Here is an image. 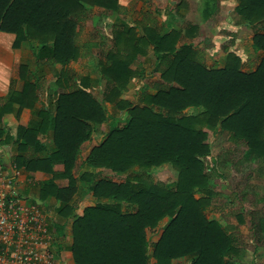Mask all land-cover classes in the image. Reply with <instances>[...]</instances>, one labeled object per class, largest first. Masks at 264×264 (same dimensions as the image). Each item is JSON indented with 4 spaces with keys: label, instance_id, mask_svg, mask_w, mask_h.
Returning <instances> with one entry per match:
<instances>
[{
    "label": "trees",
    "instance_id": "1",
    "mask_svg": "<svg viewBox=\"0 0 264 264\" xmlns=\"http://www.w3.org/2000/svg\"><path fill=\"white\" fill-rule=\"evenodd\" d=\"M86 2L0 0V31L15 34L14 47L24 40L38 45V61L65 66L79 51L77 18ZM109 2L115 4L114 0L102 4ZM237 13L256 28L253 47L262 55L254 70H243L233 54L224 67L206 66L191 44L178 45L177 32L148 30L137 44L130 36L124 38L123 48L116 34V51L107 53L100 72L113 87L104 99L126 110L127 117L123 125H112L87 157L93 168L119 177L101 175L90 184L95 197L115 203L86 207L73 220L69 247L75 264H150L147 231L156 229L164 218L167 222L152 249L153 264H172L180 258L188 264H231L238 257L234 237L206 215L215 194L195 198L210 179L202 160L209 152L208 131L219 128L264 162V0H239ZM144 45L153 46V73L159 77L152 86L154 93L142 91L133 105L118 98L133 74L131 59ZM56 103V149L48 163L52 168L62 164V175L69 179L66 188L53 192L61 201L58 214L66 217L75 188L71 172L76 154L90 139L92 124H102L106 116L100 102L81 88L70 87ZM190 108L201 111L188 114ZM165 164L177 171L173 188L147 176ZM257 226L264 234V219Z\"/></svg>",
    "mask_w": 264,
    "mask_h": 264
},
{
    "label": "crops",
    "instance_id": "2",
    "mask_svg": "<svg viewBox=\"0 0 264 264\" xmlns=\"http://www.w3.org/2000/svg\"><path fill=\"white\" fill-rule=\"evenodd\" d=\"M104 1L84 3L76 27L79 51L65 66L38 61V45L24 40L14 47L15 34L0 31V157L7 169L15 166L18 171L16 188L20 195L30 202L40 203L52 215V227L57 233L54 240L56 264H75L69 247L71 227L84 208L96 203H115L95 197L90 184L101 175L119 177L107 169L93 168L87 163V157L118 122L109 117L110 111L115 109L119 113L113 117H127L126 110H119L104 99L113 87L100 72L107 53L116 51V39L119 37L123 48L122 40L128 36L137 44L148 30L157 29L162 34L173 31L179 34L178 45L191 44L206 66L224 67L228 55L233 54L240 59L245 71L254 70L262 55L253 47V26L251 31L250 25L237 13L239 0H114L115 4L109 2V6L103 5ZM127 31H132L131 35L124 34ZM153 54V46L144 45L132 57L131 65L137 66H130L133 74L127 90L121 91L118 99L135 105L142 91L154 93L152 86L159 76L153 73ZM256 57L259 59L255 60ZM70 87L92 94L100 102L106 120L92 124L90 139L81 144L76 154L71 172L75 188L68 202L71 210L63 217L58 214L61 201L53 192L66 188L69 179L62 175L63 165L56 164L52 168L48 158L56 149L53 127L56 101L60 94L70 91ZM47 185H52L50 190ZM166 221L164 218L156 229L147 231V237L156 232V242ZM149 250L151 255L152 249ZM153 262L151 259L150 264Z\"/></svg>",
    "mask_w": 264,
    "mask_h": 264
},
{
    "label": "rangeland",
    "instance_id": "3",
    "mask_svg": "<svg viewBox=\"0 0 264 264\" xmlns=\"http://www.w3.org/2000/svg\"><path fill=\"white\" fill-rule=\"evenodd\" d=\"M250 29L252 31L251 25ZM257 29L260 28L257 27ZM257 59L259 57L255 60ZM94 65L95 63L92 64L91 69ZM130 66L137 65L130 64ZM200 111V108L186 110L192 115L199 114ZM114 115L119 113L112 109L109 117L118 120L114 125H123L126 118L113 117ZM207 144L209 152L202 160L210 179L207 189L197 193L195 198L215 194L210 198L206 215L209 219L219 222L236 240L239 255L233 258L231 264H264V234L257 230L260 219H264V162L261 163L259 158L249 152L242 142L234 143L229 140L228 134L219 131V128L215 132L208 131ZM147 176L164 184L167 188H173L178 174L171 165L165 164L153 169ZM153 235L149 237L150 239L148 238V249H153L157 233ZM148 254L151 260V255ZM188 263L189 260L172 261V264Z\"/></svg>",
    "mask_w": 264,
    "mask_h": 264
},
{
    "label": "built area",
    "instance_id": "4",
    "mask_svg": "<svg viewBox=\"0 0 264 264\" xmlns=\"http://www.w3.org/2000/svg\"><path fill=\"white\" fill-rule=\"evenodd\" d=\"M17 174L0 157V264H56L52 215L20 195Z\"/></svg>",
    "mask_w": 264,
    "mask_h": 264
}]
</instances>
